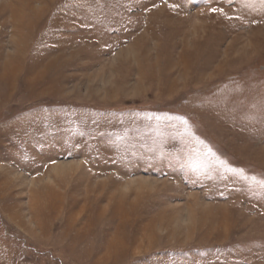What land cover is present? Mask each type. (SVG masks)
<instances>
[{"label":"rangeland","instance_id":"rangeland-1","mask_svg":"<svg viewBox=\"0 0 264 264\" xmlns=\"http://www.w3.org/2000/svg\"><path fill=\"white\" fill-rule=\"evenodd\" d=\"M261 181V0H0V264H264Z\"/></svg>","mask_w":264,"mask_h":264},{"label":"bare ground","instance_id":"bare-ground-1","mask_svg":"<svg viewBox=\"0 0 264 264\" xmlns=\"http://www.w3.org/2000/svg\"><path fill=\"white\" fill-rule=\"evenodd\" d=\"M14 15H15V13H14ZM15 16H16V15H15ZM16 17H17V16H16ZM18 17H19V15H18ZM136 52H137V46L135 45V46L132 47L131 52H129V53H130V54H134V53H136ZM125 54L127 55L128 52H125L124 55H125ZM124 55H122V58H124ZM126 55H125V56H126ZM165 220H167V219L165 218ZM148 227H149V226H148ZM149 229H150V232H153V231H152L153 228H151V226H150ZM145 232L147 233V230H144V233H145Z\"/></svg>","mask_w":264,"mask_h":264},{"label":"snow or ice","instance_id":"snow-or-ice-1","mask_svg":"<svg viewBox=\"0 0 264 264\" xmlns=\"http://www.w3.org/2000/svg\"><path fill=\"white\" fill-rule=\"evenodd\" d=\"M261 2L264 3V0H261ZM211 11L215 12L217 9H211ZM261 186L264 187V181H261Z\"/></svg>","mask_w":264,"mask_h":264}]
</instances>
